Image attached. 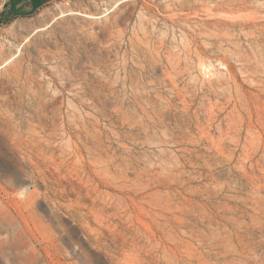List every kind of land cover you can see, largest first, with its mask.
<instances>
[{
	"label": "rangeland",
	"instance_id": "rangeland-1",
	"mask_svg": "<svg viewBox=\"0 0 264 264\" xmlns=\"http://www.w3.org/2000/svg\"><path fill=\"white\" fill-rule=\"evenodd\" d=\"M31 125L61 169L15 148ZM0 202L32 241L0 221V264H264V0H42L1 24Z\"/></svg>",
	"mask_w": 264,
	"mask_h": 264
},
{
	"label": "bare ground",
	"instance_id": "bare-ground-1",
	"mask_svg": "<svg viewBox=\"0 0 264 264\" xmlns=\"http://www.w3.org/2000/svg\"><path fill=\"white\" fill-rule=\"evenodd\" d=\"M31 127L32 128L30 129L31 130L30 134L26 138L21 137V135L19 133H16V132L13 133V141H14V144H15V148H17L20 152L24 153L25 155H30L32 157V159H34V157H37V156H41V157H43L45 159H49L48 163H51V166H53L54 169L55 168L57 170L61 169L64 166V164H65V162L67 160L66 159H61L58 162L57 161V157H56L55 154L52 153L50 156H47L46 155L47 151H44V150H42V149H40L38 147H35L34 143H35L36 139L34 138V136H35V134L33 132L34 131V127H33V125H31ZM88 136H90V135H88ZM36 162H38V161H36ZM37 166H38V168L41 171L42 169H41L40 165H37ZM29 193H31V191ZM29 193H27L24 197H26ZM16 202H17V200H16ZM21 207H23L22 204H21ZM21 210H22V208H21ZM25 211H28V213H30L29 215L31 217L33 215L34 219L38 220L37 216H36V213L33 210V204H31L29 209H27ZM2 212L4 214H2ZM0 221H1L2 224L6 223L12 229L10 236L13 239H15L14 250H15V252L17 254H19L22 257H24V255H25V253H24L25 250L24 249L29 248V246L32 244V241L28 242V244L21 243V239H22L21 235L22 234H26L27 231L24 228L23 221H22L21 216H20V209H18L17 214H15V212H12V208H11V206L9 204L0 202ZM26 226H28V225H26ZM5 240L9 241L8 238H6Z\"/></svg>",
	"mask_w": 264,
	"mask_h": 264
},
{
	"label": "crops",
	"instance_id": "crops-1",
	"mask_svg": "<svg viewBox=\"0 0 264 264\" xmlns=\"http://www.w3.org/2000/svg\"><path fill=\"white\" fill-rule=\"evenodd\" d=\"M42 0H1L0 13L2 11H15L20 13L21 9L25 12L31 11L36 8Z\"/></svg>",
	"mask_w": 264,
	"mask_h": 264
},
{
	"label": "trees",
	"instance_id": "trees-1",
	"mask_svg": "<svg viewBox=\"0 0 264 264\" xmlns=\"http://www.w3.org/2000/svg\"><path fill=\"white\" fill-rule=\"evenodd\" d=\"M17 15H19V13H13V11H2L0 13V25L11 23L17 17Z\"/></svg>",
	"mask_w": 264,
	"mask_h": 264
}]
</instances>
